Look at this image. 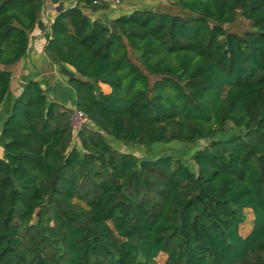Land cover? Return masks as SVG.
<instances>
[{
    "label": "trees",
    "instance_id": "obj_1",
    "mask_svg": "<svg viewBox=\"0 0 264 264\" xmlns=\"http://www.w3.org/2000/svg\"><path fill=\"white\" fill-rule=\"evenodd\" d=\"M99 1L61 10L45 44L91 124L75 133L35 79L1 123L0 264H264V0H168L188 13L112 26L85 13ZM42 7L0 0V64L26 55ZM239 15L251 29L228 30ZM11 81L0 67V105ZM110 137L208 143L189 164Z\"/></svg>",
    "mask_w": 264,
    "mask_h": 264
},
{
    "label": "crops",
    "instance_id": "obj_2",
    "mask_svg": "<svg viewBox=\"0 0 264 264\" xmlns=\"http://www.w3.org/2000/svg\"><path fill=\"white\" fill-rule=\"evenodd\" d=\"M133 1H124L119 6L98 3L83 7V9L92 19L112 26L115 18L129 13L135 8ZM77 4L78 0H43L38 20L29 31V46L26 55L11 66L0 64L1 68H7L12 72L10 92L0 105V127L11 110L14 98L21 93L29 79L40 81L50 100L62 103L69 108L75 107L76 92L69 84L68 77L61 72L60 65L46 54L45 44L46 35L56 15L61 10ZM101 87L105 92L111 91L108 84L101 83ZM3 154V148L0 146V156Z\"/></svg>",
    "mask_w": 264,
    "mask_h": 264
},
{
    "label": "rangeland",
    "instance_id": "obj_3",
    "mask_svg": "<svg viewBox=\"0 0 264 264\" xmlns=\"http://www.w3.org/2000/svg\"><path fill=\"white\" fill-rule=\"evenodd\" d=\"M124 1L121 3L123 4ZM135 8L136 7H143L146 8L149 6V8L152 6L157 11H167L173 14H187L188 12L178 7L175 3L168 1V0H135L133 1ZM120 4V5H121ZM228 30L236 31L239 33H243L246 30L251 29V22L246 19L244 16L239 15L237 20L232 24L225 25ZM132 58L135 59V54L132 53ZM154 77H152V80ZM222 137H226L227 134H222ZM110 143L118 148L123 149L124 151L135 153L139 157L144 158H155L160 155L164 154H171L176 157L181 158L186 163L191 164L190 157L192 153L199 148V146L206 145L208 143V140L201 139L200 141L196 143L186 142V141H179V140H173L170 142L167 141H159L152 144V146L147 147L144 145H125L121 140L116 139L114 137L109 138ZM253 214L251 210H247V220L244 224L241 226V233L243 235H246L253 225L252 220ZM167 258V255L165 253H161L157 261L160 264H163Z\"/></svg>",
    "mask_w": 264,
    "mask_h": 264
},
{
    "label": "built area",
    "instance_id": "obj_4",
    "mask_svg": "<svg viewBox=\"0 0 264 264\" xmlns=\"http://www.w3.org/2000/svg\"><path fill=\"white\" fill-rule=\"evenodd\" d=\"M98 3L119 6L122 3V0H100ZM70 120L72 129L75 133H77L83 127L91 124V119L85 114L83 110L77 107L70 108Z\"/></svg>",
    "mask_w": 264,
    "mask_h": 264
}]
</instances>
